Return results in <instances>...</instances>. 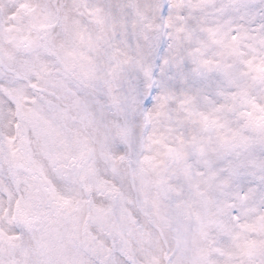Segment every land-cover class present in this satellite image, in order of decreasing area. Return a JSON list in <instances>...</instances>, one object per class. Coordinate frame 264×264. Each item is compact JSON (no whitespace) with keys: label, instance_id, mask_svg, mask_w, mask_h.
I'll return each mask as SVG.
<instances>
[{"label":"snow or ice","instance_id":"1","mask_svg":"<svg viewBox=\"0 0 264 264\" xmlns=\"http://www.w3.org/2000/svg\"><path fill=\"white\" fill-rule=\"evenodd\" d=\"M0 264H264V0H0Z\"/></svg>","mask_w":264,"mask_h":264}]
</instances>
